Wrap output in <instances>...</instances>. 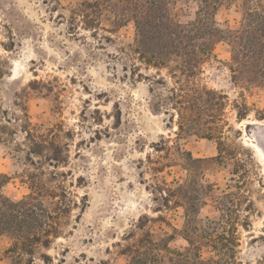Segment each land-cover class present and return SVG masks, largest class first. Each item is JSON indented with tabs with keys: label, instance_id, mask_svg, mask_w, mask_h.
Masks as SVG:
<instances>
[{
	"label": "rangeland",
	"instance_id": "rangeland-1",
	"mask_svg": "<svg viewBox=\"0 0 264 264\" xmlns=\"http://www.w3.org/2000/svg\"><path fill=\"white\" fill-rule=\"evenodd\" d=\"M74 1L0 0V55L7 71L0 84L7 111L0 114V193L15 202L35 193L27 206L35 216L58 213L57 236L49 246L35 245L32 254L20 252L18 263V255L7 251L15 234L43 232L27 210L9 222L19 232L0 229V264H130L125 249L144 231L185 250L191 207L199 211L191 213L197 235L213 232L214 221L223 220L216 233L230 236L233 230L237 261L264 264V154L255 136L264 124L258 119L264 88L237 84L231 45L216 44L198 77L227 96L223 115L206 125L227 143L223 161L211 160L216 140L203 137L208 130H179L178 112L168 101L175 79L136 53L134 24L114 33H94L80 22L71 29ZM244 9L232 0L217 12V26L238 27ZM196 11L191 0L176 5L182 22ZM236 101L248 105L243 120ZM188 152L202 160L190 163ZM163 197L171 200L167 206ZM214 253L201 249L205 260ZM164 256L155 264H178Z\"/></svg>",
	"mask_w": 264,
	"mask_h": 264
},
{
	"label": "trees",
	"instance_id": "trees-1",
	"mask_svg": "<svg viewBox=\"0 0 264 264\" xmlns=\"http://www.w3.org/2000/svg\"><path fill=\"white\" fill-rule=\"evenodd\" d=\"M179 1L181 0H75L70 7L71 29L80 22L85 29L94 33L99 29L114 33L129 23L134 24L136 53L147 63L166 67L175 79V85L169 89L168 101L178 112L179 130L185 133L203 131L204 134L208 130L203 137L215 139L218 150L217 156L211 160L223 161L227 143L222 132L215 136L212 130L216 127L206 125L215 123L223 115L227 96L202 85L198 77L203 72L204 63L212 57L216 44L224 40L231 45L230 67L234 81L242 87L264 88V0H239L245 8L243 21L238 27L226 30L217 26L215 16L219 9L232 0H191L197 4V11L195 17L188 22H182L176 12ZM101 40L111 41L112 37L103 35ZM5 64L0 55V84L7 73ZM235 108L240 120L247 117L249 108L246 102L236 101ZM6 112L0 104V114ZM258 119L264 120V112ZM187 155L190 163L202 160L194 159L189 152ZM32 190L36 192V187H32ZM163 198L166 199L167 206L171 200ZM184 198L186 200L188 197ZM34 199L35 193H31L15 202L0 193V229L9 228L13 232H19L9 222L16 221L27 210L26 214L33 216L36 224L34 228L43 232L35 233L31 238L15 234L12 246L7 251L18 255L17 263L23 259L20 252L32 254L33 247L37 244L49 246L51 238L58 234L54 222L57 211L54 214L35 216L31 206L27 207ZM192 212L199 213L192 211V207L186 208L183 236L188 247L185 250H173L169 245L171 239L152 231H144L135 243L125 249V253L130 256L129 263L155 264L162 261L165 254H170V260L178 264H242L236 259L237 239L233 230L230 231V236L229 233L227 236L216 233V229L222 227L223 220L219 219L214 221L216 226L213 232L197 235L198 229L192 225L196 216ZM144 218L147 216L139 220L138 227L141 229L145 226ZM205 246L211 247L215 252L208 260L201 255V249Z\"/></svg>",
	"mask_w": 264,
	"mask_h": 264
},
{
	"label": "water",
	"instance_id": "water-1",
	"mask_svg": "<svg viewBox=\"0 0 264 264\" xmlns=\"http://www.w3.org/2000/svg\"><path fill=\"white\" fill-rule=\"evenodd\" d=\"M256 140H257V146L261 149V151L264 154V124L258 125L256 127Z\"/></svg>",
	"mask_w": 264,
	"mask_h": 264
}]
</instances>
